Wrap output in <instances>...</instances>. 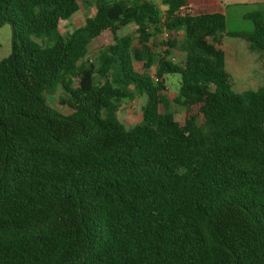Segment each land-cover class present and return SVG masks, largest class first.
Returning a JSON list of instances; mask_svg holds the SVG:
<instances>
[{
	"label": "trees",
	"instance_id": "obj_1",
	"mask_svg": "<svg viewBox=\"0 0 264 264\" xmlns=\"http://www.w3.org/2000/svg\"><path fill=\"white\" fill-rule=\"evenodd\" d=\"M94 7L63 35L76 0H0L12 32L0 60V264H264V84L236 91L219 3ZM244 19L251 29L229 36L264 55V10ZM162 31L174 36L155 42ZM104 33L112 43L88 61ZM56 89L68 115L45 102ZM131 89L145 104L125 130L116 112Z\"/></svg>",
	"mask_w": 264,
	"mask_h": 264
},
{
	"label": "rangeland",
	"instance_id": "obj_2",
	"mask_svg": "<svg viewBox=\"0 0 264 264\" xmlns=\"http://www.w3.org/2000/svg\"><path fill=\"white\" fill-rule=\"evenodd\" d=\"M78 11L67 21H62L59 25L60 34L72 33L75 29L84 24L86 18L92 17L95 13V0H76ZM225 16L226 34L223 37V48L225 55V67L227 73L231 76L235 89L238 92L247 90H256L264 84V55L249 49L248 43L240 37H231L229 34L237 32H246L251 29V23L244 19V15L253 10H264V0H217ZM163 9V8H162ZM135 27L133 25L121 28L117 34L119 37L134 34ZM172 36H165L164 32L157 34L153 40L162 42L169 40ZM181 39V33L175 36ZM12 32L9 24L5 23L0 27V60L7 57L11 50ZM112 43L109 33L102 34L95 40L88 51L87 60L94 62L100 48ZM174 62H178L181 57L173 55L171 57ZM100 81L98 76H94L93 83ZM177 75L165 76L166 92L168 108L174 114L175 120L181 122L184 119V108L175 102L178 94ZM132 90V89H131ZM132 98L122 100L117 107L116 116L122 123L125 130L139 124L141 121V107L145 104V96L139 95V92L132 90ZM46 104L61 114L68 115L70 113L67 105H61L60 99L66 98L60 89H56L49 94H43Z\"/></svg>",
	"mask_w": 264,
	"mask_h": 264
},
{
	"label": "built area",
	"instance_id": "obj_3",
	"mask_svg": "<svg viewBox=\"0 0 264 264\" xmlns=\"http://www.w3.org/2000/svg\"><path fill=\"white\" fill-rule=\"evenodd\" d=\"M164 35L167 37V36H169V34L167 33V32H164Z\"/></svg>",
	"mask_w": 264,
	"mask_h": 264
}]
</instances>
